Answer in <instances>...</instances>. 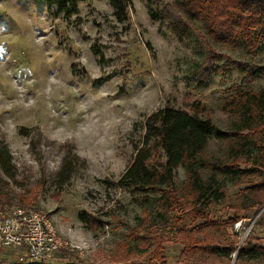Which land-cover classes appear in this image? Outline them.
<instances>
[{"label":"rangeland","instance_id":"374dc122","mask_svg":"<svg viewBox=\"0 0 264 264\" xmlns=\"http://www.w3.org/2000/svg\"><path fill=\"white\" fill-rule=\"evenodd\" d=\"M128 2V20L119 23L109 0H78L71 14L46 0H0V149L13 166L10 177L0 168V209L31 207L50 218L73 245L50 264H234L237 252L218 258L207 242L264 245V206L235 208L245 183L221 178L225 196L205 210L183 195L182 168L177 189L164 195L167 207L165 197L117 182L159 108L231 131L237 119L221 104L238 88L264 87V78L246 76L248 63L264 65V46L255 54L223 49L200 22L179 36L151 19L158 9L148 0ZM209 44L216 55L205 64L224 66L212 79L196 72ZM227 148L212 137L204 156L225 159ZM9 251H0V264H18L19 250Z\"/></svg>","mask_w":264,"mask_h":264},{"label":"trees","instance_id":"16d2710c","mask_svg":"<svg viewBox=\"0 0 264 264\" xmlns=\"http://www.w3.org/2000/svg\"><path fill=\"white\" fill-rule=\"evenodd\" d=\"M148 1L151 8L158 9L150 11L151 19L179 36L187 35L193 23L200 22L207 37L223 49L255 54L264 46V0H224L221 4L213 0H170L160 5ZM46 2L49 8L56 7L57 13L71 14L75 13L78 0ZM109 4L116 20L125 23L129 17L128 0H109ZM213 51L209 44L206 57L196 68L198 73L202 69L211 73V79L224 67L205 64L209 57L215 58ZM246 71L250 82L264 78V65L250 62ZM196 80L201 81L198 75ZM221 109L237 119L231 131H223L211 119L184 109L164 107L149 114L141 145L136 146L133 160L117 184L134 193L157 194L164 199L166 193H171L169 189H177L176 172L182 168L186 174L183 195H189L194 206L207 210L223 199L221 178H226L234 184H246L236 209H260L264 206V87L238 88L235 96L221 104ZM212 137L228 143L225 159L204 156ZM157 151L161 157L156 156ZM243 163L250 166L242 168ZM12 167V157L4 145L0 149V168L10 177ZM69 171L68 165L66 172ZM251 178L255 180L250 181ZM169 199L164 201L166 207ZM207 248L218 258L230 259L237 252L234 264H264V245L251 239L237 248L214 242H207Z\"/></svg>","mask_w":264,"mask_h":264},{"label":"built area","instance_id":"2783aa9c","mask_svg":"<svg viewBox=\"0 0 264 264\" xmlns=\"http://www.w3.org/2000/svg\"><path fill=\"white\" fill-rule=\"evenodd\" d=\"M19 250L18 264H50L73 245L61 238L50 218L36 208L0 209V251Z\"/></svg>","mask_w":264,"mask_h":264},{"label":"crops","instance_id":"0c3cea01","mask_svg":"<svg viewBox=\"0 0 264 264\" xmlns=\"http://www.w3.org/2000/svg\"><path fill=\"white\" fill-rule=\"evenodd\" d=\"M6 252H7V254H8V252H10L9 250H4L3 252H2V257L4 258V257H7L6 255ZM12 252V254H13V252H14V250L13 251H11Z\"/></svg>","mask_w":264,"mask_h":264},{"label":"water","instance_id":"95a60500","mask_svg":"<svg viewBox=\"0 0 264 264\" xmlns=\"http://www.w3.org/2000/svg\"><path fill=\"white\" fill-rule=\"evenodd\" d=\"M236 258H237V254H236V256H235V260H236Z\"/></svg>","mask_w":264,"mask_h":264}]
</instances>
